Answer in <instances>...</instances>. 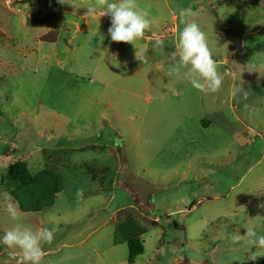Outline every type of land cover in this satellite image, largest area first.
<instances>
[{"label": "rangeland", "instance_id": "1", "mask_svg": "<svg viewBox=\"0 0 264 264\" xmlns=\"http://www.w3.org/2000/svg\"><path fill=\"white\" fill-rule=\"evenodd\" d=\"M94 2L0 0V236L17 222L10 196L19 222L55 230L41 264H264L231 240L264 234V0H136L153 20L136 48L110 40ZM187 8L222 78L215 93L172 57ZM18 160L59 175L52 206L21 210L7 177ZM126 219L142 230L133 263L117 242ZM0 264H23L19 250L0 244Z\"/></svg>", "mask_w": 264, "mask_h": 264}, {"label": "clouds", "instance_id": "2", "mask_svg": "<svg viewBox=\"0 0 264 264\" xmlns=\"http://www.w3.org/2000/svg\"><path fill=\"white\" fill-rule=\"evenodd\" d=\"M60 5H72V0H57ZM101 16H109L111 20L108 28V36L113 42L131 43L136 48V42L142 39L147 30L153 25L147 12L141 10L136 0H97L88 5L89 15L94 16L98 10ZM191 8L182 9L179 16L184 23L179 33V40L172 53L173 59L178 57L177 67L189 68L192 88L203 93H215L222 86V78L218 73L213 52L209 47L206 32L196 22H188L186 18L195 16ZM100 16V17H101ZM165 41L157 39L154 47H163ZM242 93L247 97L244 89L236 88L234 95ZM78 198H83L84 190L79 189L76 193ZM6 211L13 221H17L12 227L6 229L0 236V244L9 249L19 250L23 264H41L44 256V245L51 244L55 238L53 228L44 227L33 230L20 221L18 206L11 202L8 197ZM243 227V226H242ZM246 234L240 232L231 236L234 244L248 249L249 260L255 261L257 257H264V234L256 231L253 227H243ZM10 255L15 258V251Z\"/></svg>", "mask_w": 264, "mask_h": 264}, {"label": "trees", "instance_id": "3", "mask_svg": "<svg viewBox=\"0 0 264 264\" xmlns=\"http://www.w3.org/2000/svg\"><path fill=\"white\" fill-rule=\"evenodd\" d=\"M53 34L55 41L57 36L55 33ZM50 36L51 33L45 38L49 40ZM123 161L126 166V159ZM7 177L16 184L15 195L21 210L25 212L41 211L52 206L55 194L64 189L59 175L55 174L54 171L44 168L43 171L33 174L29 170L27 162L23 160H18L7 168ZM136 207L141 210L139 205ZM117 230V242L127 244L129 249L128 262L133 263L135 258L143 252V245L139 240L142 230L137 231L134 221H130V219L123 220Z\"/></svg>", "mask_w": 264, "mask_h": 264}, {"label": "crops", "instance_id": "4", "mask_svg": "<svg viewBox=\"0 0 264 264\" xmlns=\"http://www.w3.org/2000/svg\"><path fill=\"white\" fill-rule=\"evenodd\" d=\"M128 166H126V168H127ZM138 177H140V176H138ZM127 192V191H126ZM128 193V192H127ZM129 194V196L131 197V198H135V196H134V194L132 193L131 195H130V193H128ZM82 200V199H81ZM112 200H114V198H112ZM133 200H135V199H133ZM132 203V202H131ZM124 205V204H123ZM133 204H130V206H132ZM121 207V206H120Z\"/></svg>", "mask_w": 264, "mask_h": 264}]
</instances>
